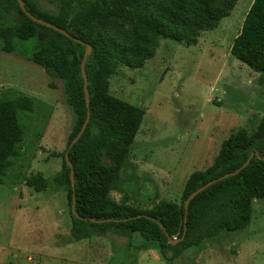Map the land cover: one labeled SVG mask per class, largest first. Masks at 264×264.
Here are the masks:
<instances>
[{
    "label": "rangeland",
    "instance_id": "374dc122",
    "mask_svg": "<svg viewBox=\"0 0 264 264\" xmlns=\"http://www.w3.org/2000/svg\"><path fill=\"white\" fill-rule=\"evenodd\" d=\"M37 1L57 10L50 0ZM253 1L236 0L218 27L194 42L160 38L143 67L120 63L109 75V92L145 111L129 157L133 166L121 172L112 199L141 209L161 199L181 204L190 175L210 167L232 133L258 129L264 119V73L231 52ZM114 23L133 29L128 21ZM1 45L0 39V97L25 94L36 99V108L21 113L25 138L0 184V264H209L213 258L212 264H264V200L254 202L245 230L208 239L172 260L157 244L142 248L137 233L111 231L71 241L67 191L54 182L63 169V157L54 152L67 149L75 127L64 84ZM37 174L47 181L40 192L26 184Z\"/></svg>",
    "mask_w": 264,
    "mask_h": 264
},
{
    "label": "trees",
    "instance_id": "16d2710c",
    "mask_svg": "<svg viewBox=\"0 0 264 264\" xmlns=\"http://www.w3.org/2000/svg\"><path fill=\"white\" fill-rule=\"evenodd\" d=\"M24 1L30 13L70 33L65 35L32 20L18 0H0L2 50L28 56L52 78L60 79L75 117L67 149L54 152L63 157V169L54 182L67 191L72 219L69 239L81 241L111 231L123 236L137 233L144 239L142 248L157 244L162 255L172 260L208 239L248 228L254 202L264 200V119L252 134L245 128L232 133L222 143L214 163L190 175L181 204L161 199L155 200L153 208L141 209L110 197L121 172L133 166L129 157L145 111L112 95L109 75L120 63L143 67L162 37L194 42L202 32L217 28L236 0H50L57 6L54 12L42 8L37 0ZM118 20L128 21L133 29L125 31L122 23H114ZM112 27L114 34L104 36L102 32ZM88 44L92 50L86 55ZM231 52L264 73V0L253 1ZM85 56L89 106L82 72ZM51 86L56 87L54 83ZM35 108L36 99L25 94L0 97V184L25 138L21 113H33ZM88 112L91 116L85 132L70 147ZM67 151L75 169L74 188ZM251 154L254 156L244 169L217 180L185 209L191 193L236 171ZM26 184L38 192L47 187L41 174L29 177ZM92 218L107 221L92 222ZM175 238L182 239L171 244Z\"/></svg>",
    "mask_w": 264,
    "mask_h": 264
},
{
    "label": "water",
    "instance_id": "95a60500",
    "mask_svg": "<svg viewBox=\"0 0 264 264\" xmlns=\"http://www.w3.org/2000/svg\"><path fill=\"white\" fill-rule=\"evenodd\" d=\"M19 1V4L22 8V10L34 21H36L37 23H40L42 25H45V26H48L50 28H53L57 31H60L62 33H64L65 35H70V33L68 31H66L65 29L57 26V25H54L46 20H43L41 18H38L36 17L35 15H33L32 13H30L27 9H26V5H25V1L24 0H18ZM92 50V47L91 45L88 44V50L86 52V55L88 53H90V51ZM85 61H86V56H85V59L84 61L82 62V72H83V77H84V81H85V91H86V100H87V103H88V106H89V103H90V98H89V95H88V75L86 73V70H85ZM90 116H91V113L88 112V116H87V119L85 121V123L83 124L80 132L78 133V135L72 140L71 144H70V147H73L75 143L78 142V140L81 138V136L83 135V133L85 132L86 130V127L89 123V120H90ZM254 154H251V156L249 157V159L241 166L239 167L236 171L234 172H231V173H227L225 175H223L222 177H220L219 179H213L209 182H207L206 184H204L202 187H200L199 189L195 190L193 193H191L189 195V197L186 199L185 203H184V206H185V209L187 210L188 207H189V204L190 202L199 194L201 193L203 190H205L206 188H208L210 185H212L213 183H215L217 180H221V179H224V178H227L229 176H233V175H236L237 173H239L242 169H244L251 161V159L253 158ZM66 161H67V164L71 167V180H72V186L73 188L75 187V169H74V166L70 160V157H69V152L67 151L66 152ZM73 201H74V204H75V195H73ZM92 222H105L107 220H96L94 218L91 219ZM180 239H172L170 240V243L171 244H177L180 240Z\"/></svg>",
    "mask_w": 264,
    "mask_h": 264
},
{
    "label": "crops",
    "instance_id": "0c3cea01",
    "mask_svg": "<svg viewBox=\"0 0 264 264\" xmlns=\"http://www.w3.org/2000/svg\"><path fill=\"white\" fill-rule=\"evenodd\" d=\"M213 262H215L214 258H213V260L211 259V260L209 261V264H212Z\"/></svg>",
    "mask_w": 264,
    "mask_h": 264
}]
</instances>
